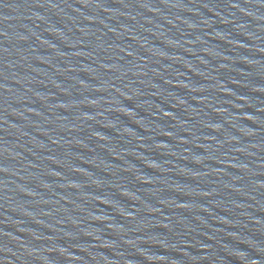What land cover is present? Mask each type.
<instances>
[{
  "label": "water",
  "instance_id": "water-1",
  "mask_svg": "<svg viewBox=\"0 0 264 264\" xmlns=\"http://www.w3.org/2000/svg\"><path fill=\"white\" fill-rule=\"evenodd\" d=\"M0 264H264V0H0Z\"/></svg>",
  "mask_w": 264,
  "mask_h": 264
}]
</instances>
